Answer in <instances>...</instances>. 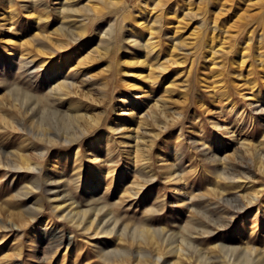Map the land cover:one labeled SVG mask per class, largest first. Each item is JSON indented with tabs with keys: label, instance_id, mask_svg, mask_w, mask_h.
Returning a JSON list of instances; mask_svg holds the SVG:
<instances>
[{
	"label": "rangeland",
	"instance_id": "1",
	"mask_svg": "<svg viewBox=\"0 0 264 264\" xmlns=\"http://www.w3.org/2000/svg\"><path fill=\"white\" fill-rule=\"evenodd\" d=\"M240 249L264 264V0H0V264Z\"/></svg>",
	"mask_w": 264,
	"mask_h": 264
},
{
	"label": "bare ground",
	"instance_id": "2",
	"mask_svg": "<svg viewBox=\"0 0 264 264\" xmlns=\"http://www.w3.org/2000/svg\"><path fill=\"white\" fill-rule=\"evenodd\" d=\"M29 57V56H28ZM31 57V56H30ZM26 62V61H25ZM29 66V65H28ZM64 86H66V84L64 83V82H61V83H59L58 84V86L56 85L55 87H54V89H55V93L59 96V97H61L62 95H63V87ZM232 110H235L234 108H232ZM79 112V111H78ZM234 175H236V172H235V174ZM239 178H241V177H239ZM73 202V201H72ZM72 202H70L68 205H67V208H72ZM72 211V210H71ZM72 213V212H71ZM75 213V212H74ZM108 232H111V230H107V233ZM175 241H174V239L171 241V243H174ZM186 243L187 244H189V242H187L186 241ZM173 245V244H172ZM190 246H192V243H191V245ZM227 246V245H226ZM234 246V245H233ZM227 248V250H229V251H232V250H234V249H236V247H226ZM169 250L170 251H173L175 254H177L178 256H179V254H182L181 253V251L183 250L182 249V246L180 245V243H178V244H176V245H174V246H170V248H169ZM199 252V251H198ZM231 254V255H230ZM229 254V258L228 259H225L224 261H223V264H248V261L251 259V257H250V259L248 260V254H247V252H246V250H243V249H240L239 251H238V253H235L234 251L232 252V253H230ZM178 256H176V262H179V260H180V258L178 257ZM161 258H162V256L161 255H159L157 258H156V264H159L160 263V261H161ZM167 261V260H166ZM169 264H175V261H172L171 263H169Z\"/></svg>",
	"mask_w": 264,
	"mask_h": 264
}]
</instances>
